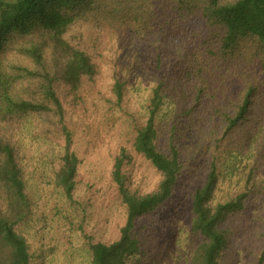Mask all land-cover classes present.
<instances>
[{
  "label": "trees",
  "instance_id": "obj_1",
  "mask_svg": "<svg viewBox=\"0 0 264 264\" xmlns=\"http://www.w3.org/2000/svg\"><path fill=\"white\" fill-rule=\"evenodd\" d=\"M107 70L110 111L131 77L151 80L112 155L124 222L89 244V264H264V0H0V264H31L18 228L33 201L2 132L32 124L56 142L53 178L72 202L73 145L80 129L97 135L88 102ZM198 159L185 249L154 242L144 220ZM143 166L158 173L150 191L134 182Z\"/></svg>",
  "mask_w": 264,
  "mask_h": 264
},
{
  "label": "rangeland",
  "instance_id": "obj_2",
  "mask_svg": "<svg viewBox=\"0 0 264 264\" xmlns=\"http://www.w3.org/2000/svg\"><path fill=\"white\" fill-rule=\"evenodd\" d=\"M108 71L98 81L97 94L102 91L109 95ZM131 78L121 107L110 111V104L99 94L95 104L91 99L88 102L91 127L95 125L97 135L91 141L82 129L76 134L73 149L80 162L72 202L66 199L53 178L51 164L57 159L56 142L33 136L32 124L29 129L25 125H12L2 132L17 147L26 189L33 199L31 218L18 228L30 245L31 264H89L90 243L109 242L119 236L124 220L110 179L112 155L126 141L131 125L127 112L139 109L151 80ZM111 116L113 119L109 120ZM193 162L198 165L197 171L191 176L183 175L164 207L144 220L154 242L161 244L164 239L174 237L180 242V248L185 249L191 216L190 191L202 181L206 166L199 159ZM157 181L158 173L151 167L143 166L135 172L134 182L144 191L154 188Z\"/></svg>",
  "mask_w": 264,
  "mask_h": 264
}]
</instances>
